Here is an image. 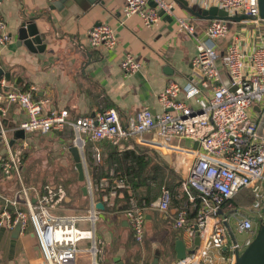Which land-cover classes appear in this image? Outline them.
<instances>
[{"label":"built area","instance_id":"built-area-1","mask_svg":"<svg viewBox=\"0 0 264 264\" xmlns=\"http://www.w3.org/2000/svg\"><path fill=\"white\" fill-rule=\"evenodd\" d=\"M151 1L156 5L151 6ZM202 4L206 8L218 6L230 16H245L254 28V37L259 39L250 51L243 49L239 39L229 44L228 85L222 80L218 66L216 41L228 37L230 20H211L205 39H198L193 66L205 76L202 86H211L213 90L210 95H203L201 86L191 85L188 94L190 98L195 97L196 107L187 102L189 98L179 97L182 87L171 81L159 96L164 108L161 113H153L145 107L128 116L126 124L115 108L72 119L68 110H46L42 100H35L36 86L9 89L5 88V79L1 78L0 114L5 111V105H18L26 113L19 129L26 133L45 134L70 126L75 136L73 143L82 152L87 140L93 143L106 140L124 148V142L134 139L143 146L182 160L183 189L191 201L195 199L193 191L198 192L202 200L194 221L190 222L187 211L181 210L174 222L175 228L186 237L185 246L195 247L190 250L192 264H235L237 254L253 242L264 223V19L260 15L259 0H202ZM173 9V3L167 0H125L123 15L125 20L137 15L150 27L159 22L160 10L171 14ZM177 21L180 30L192 35L196 33L188 18L177 16ZM5 27L0 14L1 45L9 41ZM117 41L116 30L111 25H96L88 31V43L92 47L114 48ZM141 67L135 54H125L121 68L126 75ZM252 111L256 114L252 115ZM8 132L0 120V145L7 149L0 160V169L6 176L15 174L19 187L13 197L4 199L5 204L0 208V227L12 229L20 224L23 231L30 225L47 264L74 261L82 241L92 242L89 251L95 257L98 249L94 230L81 227L80 223H93L96 213L91 210L84 215L55 214L53 211L66 198L65 188L60 184L25 185L20 176V154L11 149ZM184 142L190 144L186 146ZM92 156L96 163L102 161L97 146ZM124 186L122 181L112 185L108 178H102L98 187L109 190L102 202L113 206L117 189ZM88 187L93 192L91 180ZM245 189L254 194L252 205L231 214L224 212V205ZM170 205L171 192L167 187H163L159 197L151 202L143 200L139 204L135 197L130 199L126 215L137 242L142 243L146 236L147 211L168 213ZM230 232L234 238L235 233L243 234V244L236 238L233 243ZM230 245V254L223 255L221 251ZM92 264H97L95 259Z\"/></svg>","mask_w":264,"mask_h":264},{"label":"crops","instance_id":"crops-1","mask_svg":"<svg viewBox=\"0 0 264 264\" xmlns=\"http://www.w3.org/2000/svg\"><path fill=\"white\" fill-rule=\"evenodd\" d=\"M167 1L173 3V12L170 14L160 10L159 22L148 27L137 15L125 20V0H0V14L9 36L6 44H0V69L4 72L0 79H5V88L9 89L36 86V96L44 102L46 110L66 109L72 119L110 108H115L123 119L145 107H149L153 113H161L164 108L159 96L171 81L178 82L182 87L179 97L189 98L187 102L196 107L195 97L190 98L188 94L191 85L201 86L203 95H210L213 90L211 86H202L205 76L193 66L198 39H205V32L212 18L203 13L208 8L202 4V0ZM150 5L156 4L151 1ZM177 16L188 18L194 24L196 33L192 35L180 30ZM29 18L33 19L43 38L42 45L33 46V49L18 38L20 23ZM101 24L115 28L118 41L114 48L89 45L88 31ZM230 25L228 37L216 41L218 66L222 80L227 84L229 44L239 39L243 49L250 51L259 39L254 37V28L246 17L230 20ZM128 52L135 54L142 63L141 69L131 75H126L121 68V62ZM167 67L173 72L169 71V74ZM4 107L0 120L9 130L11 149L14 152L23 149L27 153V157L24 156L26 167L22 166V171L27 170L34 152L38 153L45 148L50 152L47 161L55 157L56 146H65V142H69V139L61 137L56 131L45 134L24 132L23 139L14 138L13 131L19 129L20 123L26 119V113L16 104ZM184 144L188 146L190 143ZM123 145V149L130 150L143 147L134 139ZM67 150L69 152V147ZM6 153L5 145L1 144L0 160ZM159 153L166 157L171 169L183 178L182 160H176L161 151ZM69 154L71 155L70 152ZM71 158L73 159L72 155ZM36 160L39 161V158ZM84 160L86 163L85 155ZM65 170L71 172L51 171L46 172V175H57L60 178V175L65 174L66 177L75 173L78 178L74 164L73 168ZM86 170L91 180L87 164ZM18 187L17 179L4 175L0 169V208L5 204L4 199L13 197ZM75 189L77 186L72 191ZM83 195L87 196L88 208L83 214L92 210L97 218L93 223L82 222L80 225L93 228L98 251L93 257L89 251L92 242L82 241L74 261L69 264H91L93 259L97 264H116V258H120L124 264H192L191 251L187 246L185 256H179L182 248L179 241L185 242L186 237L181 230L175 228V217L171 209L168 213L147 211L146 236L139 243L134 238L126 212L94 210L89 196ZM65 200L68 201L67 191ZM78 206V203H62L53 212L57 215L70 214L69 212L80 214L76 211ZM127 209L128 205L125 204L119 207L120 211ZM13 229L0 227V264H47L37 246L32 227L28 225L18 234ZM227 249L221 251L225 256ZM155 258H158L157 262Z\"/></svg>","mask_w":264,"mask_h":264},{"label":"trees","instance_id":"trees-1","mask_svg":"<svg viewBox=\"0 0 264 264\" xmlns=\"http://www.w3.org/2000/svg\"><path fill=\"white\" fill-rule=\"evenodd\" d=\"M36 94L37 93L34 94V99L38 100ZM121 119L123 124L127 123L128 118L123 119L121 117ZM56 132L60 133L61 137L69 139V141L74 137V131L70 126H66L62 131ZM95 146H97L102 154V161L99 163H96L92 156ZM84 155L90 172L95 201H103V196L109 192L108 189L98 187V183L102 178H108L112 185L116 181L125 183L124 187L117 189L118 195L115 198L114 205L110 207V205L105 204L106 208L104 212H127L126 210L120 211L119 207L122 206V204L130 206V199L132 197H135L139 204H141L143 200L151 202L159 197L163 187H167L171 192L170 209L173 212L172 215L175 217L174 222L178 212L181 210L187 211L188 220L190 222L195 220L198 208L202 203L199 196L200 194L193 191L195 199L194 201L190 200V196L183 189V178L171 169L166 157L161 156L159 151L157 152V150L147 146L137 148L136 150H130L128 148L123 149L106 140L99 143H93L88 140L84 148ZM24 156L27 157V154L22 156L21 160L22 163H24L22 166L26 167V162H24L26 159H24ZM22 166L20 172L25 185L42 187L48 184L43 180L42 183L39 184L38 181H33V178L30 176L31 166L28 165L25 171L21 170ZM10 176H14L17 179L15 174H11ZM73 181L74 180L69 176L66 177V180L61 181L68 196V201L64 200L63 203L65 205H72L75 201L77 202V200L83 201L85 205L78 203L79 206L78 209L76 208V211L84 213L88 209L86 207L87 196L83 195L80 186L77 187L76 192L72 191L71 182ZM75 181H78L77 177ZM253 202L254 194L252 190L245 189L233 199L229 200L224 205L223 210L231 214L233 211L240 210L242 207L252 205Z\"/></svg>","mask_w":264,"mask_h":264},{"label":"water","instance_id":"water-1","mask_svg":"<svg viewBox=\"0 0 264 264\" xmlns=\"http://www.w3.org/2000/svg\"><path fill=\"white\" fill-rule=\"evenodd\" d=\"M259 8H260L261 18L264 19V0H259ZM203 13L208 18H212V19L220 18L224 20H239L245 17L243 15L230 16L226 10L221 9L218 6H212L204 10ZM18 38L22 40L30 49H33L32 48L33 46L37 47L39 45H42V41H43L40 31L38 30L36 24L33 22L32 18L23 20L20 23V27L18 28ZM166 70L168 73L169 71L170 73L172 71L170 67H167ZM3 74H4L3 70L0 69V76ZM5 76L8 78L7 74H5ZM256 108L259 109L258 106H256ZM13 132H14L13 133L14 138L23 139L25 136L24 130L22 129H17V130H14ZM69 152L71 153L73 157L74 165L78 172V180L83 183L85 182V185L82 187L83 194L89 196L91 205L94 210H104L106 208L105 203L102 201L94 202L92 192L90 188L88 187L89 177L87 175L86 163L84 160V155H83L82 150H80L77 147V145L73 143V145L69 147ZM125 208H127V206H125ZM127 223L129 222L127 221ZM13 232L15 234H18L20 232V224H17L14 227ZM230 236L233 242L235 243L236 239L234 238L232 232H230ZM179 243L181 244L180 246L182 247L180 250L179 256L184 257L185 252H186L184 242L180 240ZM157 261H158V258H155V262ZM116 264H124V262L120 258H116ZM235 264H264V223L261 226L253 242L242 253L237 254Z\"/></svg>","mask_w":264,"mask_h":264},{"label":"rangeland","instance_id":"rangeland-1","mask_svg":"<svg viewBox=\"0 0 264 264\" xmlns=\"http://www.w3.org/2000/svg\"><path fill=\"white\" fill-rule=\"evenodd\" d=\"M251 113H252V115L256 114L255 111H252ZM74 139H75V136L72 139H70L69 142H65L66 143V144H64L65 146H62L63 144L56 146L57 151L55 152V157H51L47 161H46V159L48 158V155H50V152L47 151L45 148H43V150H40L38 153L37 152L33 153L34 155L30 159V163H29V166L31 165V167H32L30 176H31V178H33V181H36V182L38 181V183H42V180H43L44 182H46L48 184H60V185H62L61 181L66 180V177H67V176L64 177L65 174L60 175L62 177L59 178V176H57V175L47 176L46 172H49V173L51 171H55V172L56 171L57 172H66V171L67 172H71L70 170H65V169L66 168H73V164H74L73 163V159L71 158V155L69 154L67 148L73 145ZM18 152L20 154L19 156H20L21 159H22V156L24 154L25 155L27 154L26 151H24L23 149H18ZM37 158H39V161L36 160ZM41 160H42V163H41ZM22 164L23 163H22V160H21L20 167L22 166ZM70 175H73V176H69V177H71L72 180H74L73 182H71V185L73 186L72 189H74L76 186L77 187H79V186L82 187L84 185V183H82V182L78 183V181H75L76 180L75 173L74 174H70ZM20 176H21V180H22L21 172H20ZM17 182L19 184L18 179H17ZM75 192H76V189H75ZM75 202H74L75 205L77 203L85 205V203H83V201H80V200H77L76 203ZM69 213L70 214H76L74 212H69ZM81 214H83V213L76 214V215H81ZM231 223H233V222L231 221ZM235 238L237 239V241L240 244H243V241H244V235L243 234L235 233ZM229 248L230 249L227 250V255L230 254V252H231V245H230ZM189 249L190 250L191 249H195V247L192 246ZM213 254H215V253L213 252ZM91 264H92V261H91Z\"/></svg>","mask_w":264,"mask_h":264}]
</instances>
